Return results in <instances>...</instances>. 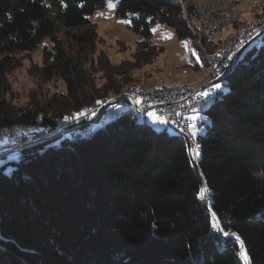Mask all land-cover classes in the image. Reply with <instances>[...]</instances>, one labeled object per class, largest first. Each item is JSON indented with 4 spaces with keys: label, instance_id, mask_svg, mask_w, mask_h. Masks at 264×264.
Here are the masks:
<instances>
[{
    "label": "trees",
    "instance_id": "16d2710c",
    "mask_svg": "<svg viewBox=\"0 0 264 264\" xmlns=\"http://www.w3.org/2000/svg\"><path fill=\"white\" fill-rule=\"evenodd\" d=\"M115 1L116 16L129 18L140 44L160 23L199 48L186 22L198 6ZM104 5L0 0V144L14 124L39 117L51 133L68 115L122 90L90 84L83 59L53 34L58 24L75 45L93 46L89 16ZM257 39L219 78L226 89L199 112L208 122L194 137V158L183 135L156 131L127 109L86 137L57 133L1 163L0 264H242L241 252L244 264H264V177L254 175L264 174V32ZM38 48L42 73L61 77L66 92L34 111L15 109L5 96L7 71L17 54ZM230 235L241 240L242 262Z\"/></svg>",
    "mask_w": 264,
    "mask_h": 264
},
{
    "label": "rangeland",
    "instance_id": "374dc122",
    "mask_svg": "<svg viewBox=\"0 0 264 264\" xmlns=\"http://www.w3.org/2000/svg\"><path fill=\"white\" fill-rule=\"evenodd\" d=\"M182 1L186 7L188 4H193L194 6L207 5L213 0ZM256 1H262V7L264 8V0H234L235 6L241 12L240 18L233 23L231 22L223 26L215 33L214 41H218V45L222 39L236 33L243 24L247 22L251 23L258 16H261H256L258 10L253 7V3ZM109 3L112 4V7L108 6ZM115 7V0H105L104 7L96 10L89 16L93 24L90 31H92L94 39L93 46L91 47H79L71 40L70 42L65 35L66 29L58 24L53 33L55 37L61 38L66 43L68 49L73 50L75 56L83 59L84 69L86 70L90 84H93L96 88H102V92L105 90V87L110 85H115V88L122 89L120 92L113 93L105 98L119 97L123 92L129 91V88L144 90L162 83L165 85L174 83L197 85L206 79L208 65H204L200 55L196 56L194 54L198 49L195 48L196 46L192 38L179 39L174 28L157 23L151 28L152 37L150 42H146L144 45L141 43V45L139 43L141 40L140 36L132 32L128 26L129 18L116 16ZM197 17L200 19L199 16ZM48 42V40L44 42V45L48 44ZM211 45L212 42L207 44L208 50ZM43 52L41 48H38L33 51L17 54L15 64L7 71L5 77V85L7 87L5 96L15 109H21L26 112L35 110L43 105V103L53 100L56 97L55 94L66 92L65 81L61 77L57 74L52 76L42 73L41 68L46 65L43 61ZM216 85H220V87H216ZM214 87L217 90L226 89L223 81L216 82ZM74 115L77 116V112L68 116L74 117ZM75 122L77 123V120ZM138 122H146L156 131L166 128L169 133H173L171 130L175 131L173 128L167 126L166 123H162L158 119L157 114L153 112L149 113L146 118L141 117V119H138ZM203 122L206 124L208 122L203 113L191 115L190 127L194 137L204 132L205 127ZM201 123L203 124L201 125ZM41 124L39 117L34 121H24L14 124L12 137L4 140L2 143L20 137V144H26V146L32 145V142L38 141L42 137L53 135L58 128V131H60V129L68 125H74V118L69 120H65L64 118L58 128L51 133H43ZM21 132L31 136L38 134L39 137L25 140L21 137ZM73 132L74 129H71V133ZM90 132H87L88 134L86 135H90ZM4 136L6 135L4 134ZM75 136L78 137V135ZM14 159V155H9L2 158L1 163L11 162ZM254 175L258 179L264 177V174L261 172H255ZM203 193L202 191V195ZM213 218L215 220L214 216ZM241 257L245 259L242 252Z\"/></svg>",
    "mask_w": 264,
    "mask_h": 264
},
{
    "label": "built area",
    "instance_id": "2783aa9c",
    "mask_svg": "<svg viewBox=\"0 0 264 264\" xmlns=\"http://www.w3.org/2000/svg\"><path fill=\"white\" fill-rule=\"evenodd\" d=\"M219 12L220 10L214 9V15L207 16L206 26L208 28L210 18L219 14ZM262 25H264V17L246 26L243 33L233 35L227 39V44L224 45L218 55H209L205 51V54L209 57L210 72L203 85L196 86V88H187V86H182L180 83H177L157 86L152 90H132L127 96H121L112 101H105L96 108L91 109L90 112L74 118L75 126L68 125L69 127L66 126L60 129V131H58V128L54 133L67 131L69 137L75 133L86 132L90 127L100 122L102 118H107L109 115L119 111L123 106H133L139 110L144 118L153 112L157 114L158 119L162 123H168L171 127H179L180 133L185 134L191 142V115L196 113L198 105L203 100L209 96H216L214 84L218 82L222 70L224 67H229V63L237 57V53L241 49L247 44L254 43L258 40L257 32L261 29ZM197 42H199L198 36ZM76 120L77 123L75 122ZM71 129H74L73 133H71ZM25 147L26 145H21L20 143H1L0 164L1 153H9V155L20 158Z\"/></svg>",
    "mask_w": 264,
    "mask_h": 264
},
{
    "label": "bare ground",
    "instance_id": "6f19581e",
    "mask_svg": "<svg viewBox=\"0 0 264 264\" xmlns=\"http://www.w3.org/2000/svg\"><path fill=\"white\" fill-rule=\"evenodd\" d=\"M262 6H263L262 1H259V2L256 1L255 3H253V7L255 9H257L258 11L263 8ZM214 9L220 10V12H219V14H216L214 17L210 18L209 28H208L206 26L207 16H213L214 15ZM205 11H206V14H205ZM240 13L241 12L239 11V9H237V7L235 6L234 0H213L211 3L209 2V4H207V5L200 6V10H199V6H198L197 7V15H193V16L190 15V16L186 17V22H187L188 28L190 29L191 33L195 36L196 40H197V36L199 37V42H198L199 48H198V51L195 52V54H198V55L202 54L204 56V58L206 59L207 63L209 64V57L207 54H205V51H206V53H209V55H218L220 53V51L222 50V48L224 47V45L227 44V39H229L233 35H239V34L243 33L245 27L252 23L251 22V23L243 24L236 31V33L227 36L225 39H222L221 43L219 44V46L217 47L215 52L210 53V51L207 48V44L211 43L214 40L215 33L219 29H221L223 26H225L231 22L233 23L235 20L240 18L239 17ZM197 16H199L200 19ZM262 17H264V14L261 16H258L257 19H255L253 22L261 19ZM210 28H212V29H210ZM263 32H264V25H262L261 29L257 32V38L260 35H262ZM233 61L234 60H231V62L229 63V67H224L219 78L223 75V73L227 69L232 68V62ZM208 66L209 67H208L207 76L210 72V64ZM205 82H206V79L202 82L201 85H203V83H205ZM174 84H177V83H174ZM180 85L187 86V88H196L195 85L182 84V83H180ZM157 86H166V85L162 83V84H159ZM157 86H154V87H151L148 89H144V90H152L153 88H155ZM132 90H139V89L138 88H131V89L129 88V91L123 92L121 94V96H127L128 94H130V91H132ZM121 96H119V97H121ZM119 97L114 96V97L102 99L100 101H96L90 105H87L85 107V109H83L82 112H79L77 114V116L74 115V117L73 116L68 117L67 119L69 120L72 118L80 117V116L86 114L87 112H90L91 109L96 108L98 105L102 104L103 102L116 100ZM213 99H214V96H209L205 100H203L201 102V104L198 105L196 113L201 112L205 107L209 106L213 102ZM127 109L133 111V113L136 117H138V118L143 117V115L139 112V110L137 108H134L133 106H123L122 108L119 109V111H116L112 115H109L107 118H102L100 122H98L96 125H93L92 127H90L88 131L75 133V134L69 136V138H76L77 136H75V135H78V137H86V136H88V135H86V134H88L87 132L91 131L89 134H92L93 131H95L96 129H98L104 125H106L108 122H110L113 119H115L116 117H118L122 111L127 110ZM166 124H167V126L171 127L168 123H166ZM171 128H173L175 131L180 133L179 127H171ZM180 134L183 135L187 139L185 134H183V133H180ZM14 137H16V136H14ZM19 140H20V137H16L14 140L8 141L7 143H19ZM195 142L196 141L194 139V136L191 134V142L189 141V144H190L191 154H192L193 158L195 157V154L197 151V146H196ZM21 145H25V144L21 143ZM8 156H9V153H1V159L8 157ZM240 246L242 249V243L241 242H240ZM242 260L244 261V263H246V259H244L242 257Z\"/></svg>",
    "mask_w": 264,
    "mask_h": 264
},
{
    "label": "water",
    "instance_id": "95a60500",
    "mask_svg": "<svg viewBox=\"0 0 264 264\" xmlns=\"http://www.w3.org/2000/svg\"><path fill=\"white\" fill-rule=\"evenodd\" d=\"M241 52H242V49L237 53V57L240 55ZM56 134H57V133H54L53 135H47V136H45V137H42L40 140L35 141V142H32V145H28V146H26L24 149H26V148H28V147H30V146H33V145H35V144H37V143H39V142H43V141H45L46 139H48V138H50V137H52V136H54V135H56ZM201 190H205V188L202 187ZM201 190H200V192H199V194H198L200 200H201V198H200V197H201V196H200V194H201ZM201 202L203 203L202 200H201ZM205 207L210 211L209 206H205ZM213 219H214V218H213ZM213 222H214V224H216L217 226L219 225V224H218V220H217L216 217H215V220H213ZM230 238H233V239H235V240L237 241V243H238V245H239V253H238V257H239V259L241 260V258H240V249H241L240 242H241V240H240L236 235H230ZM241 262H242V260H241ZM242 264H243V262H242Z\"/></svg>",
    "mask_w": 264,
    "mask_h": 264
},
{
    "label": "snow or ice",
    "instance_id": "6c2138e0",
    "mask_svg": "<svg viewBox=\"0 0 264 264\" xmlns=\"http://www.w3.org/2000/svg\"><path fill=\"white\" fill-rule=\"evenodd\" d=\"M109 7H112V4L111 3H109V5H108ZM216 87H220V85H216ZM205 95H207V93H205ZM67 119V118H66ZM162 122V121H161ZM203 191V190H202Z\"/></svg>",
    "mask_w": 264,
    "mask_h": 264
},
{
    "label": "crops",
    "instance_id": "0c3cea01",
    "mask_svg": "<svg viewBox=\"0 0 264 264\" xmlns=\"http://www.w3.org/2000/svg\"><path fill=\"white\" fill-rule=\"evenodd\" d=\"M248 23V22H247ZM236 58V57H235ZM202 83H200V84H197V85H195V86H199V85H201Z\"/></svg>",
    "mask_w": 264,
    "mask_h": 264
}]
</instances>
